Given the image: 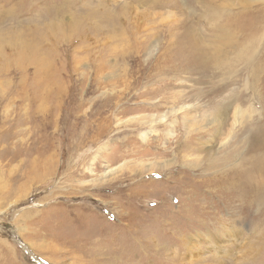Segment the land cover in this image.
<instances>
[{"label": "rangeland", "instance_id": "1", "mask_svg": "<svg viewBox=\"0 0 264 264\" xmlns=\"http://www.w3.org/2000/svg\"><path fill=\"white\" fill-rule=\"evenodd\" d=\"M227 39H264V0H0V264H264V220L229 217L192 164L264 159L246 120L210 119ZM232 72L215 82L252 96ZM262 75L246 106L260 147Z\"/></svg>", "mask_w": 264, "mask_h": 264}, {"label": "bare ground", "instance_id": "2", "mask_svg": "<svg viewBox=\"0 0 264 264\" xmlns=\"http://www.w3.org/2000/svg\"><path fill=\"white\" fill-rule=\"evenodd\" d=\"M213 16L217 17V14L213 13L212 18H214ZM211 21H212V19H211ZM220 24L221 23H219V25ZM219 25H217V26H219ZM231 28H229V29H231ZM223 30H224V28H223ZM231 34H233V33H231ZM263 40H260V39H227L228 44L225 42L224 45L217 47L215 49L216 51L223 49V50H225V53L215 54V55H212V57H210V60H212V61L209 63V64H211V65H209L210 66L209 67L210 68V76L209 77H210V79H212L211 85H214V86H211L212 90L216 89L217 87H221V88H217L214 91H207V94H206V95L211 96V99L208 102L210 104V106L209 105L208 106H209V110L210 111L212 110V111H211V113L209 111H207V113L209 112V114H210V117H211V118L209 117L210 119H213V121L219 122V121H228L229 119L232 118V116H235V117L238 116V119L242 118L241 120L244 119L247 121V124L249 125V127L246 128V131L248 129H249V131L252 130L251 133L253 134V131H254V132H256L255 135H257L259 132L257 130L258 129L257 127L254 128V125L252 124V122L254 124L258 125L257 122L253 121L254 120V114H256L258 112L250 113V109H251L250 107L253 104H255L254 102H256V101H254V100L257 99V97H258V93L260 91V85H259L260 77L264 71V54H263V50H261ZM218 44H216V45L218 46ZM195 48H196V45L193 48L195 53H196V56H194V58L200 60L201 63L205 64V61L207 60V58H205V57H207L209 55V52L207 51L208 52L207 53L204 50L205 48L204 49L201 48L202 50L201 49L200 50L195 49ZM224 55L234 56V58L230 59L229 62L226 63L224 61V59L222 58ZM237 64H239V65L241 64L244 72L246 71L248 74V76H247L248 79H247L245 86L247 89L250 86V88L252 90V96H250V95L249 96L247 95V97H244V95L240 96L239 94L237 95L236 93H234V90H231V91L229 90L232 86L237 87L238 84L235 83L237 81V79L235 81H232V82H227V80L229 78H226V79L224 78L221 82H215L217 80V78H219V77H221V78L226 77L227 74L232 75L235 71L230 73V70H232L234 68V66ZM237 73L238 72H236L235 74H237ZM240 83H241V80H240ZM228 91H230V93L227 96L226 93ZM243 99H244V102L246 101L245 106L243 105V102H242ZM257 103H258V101H257ZM247 104H248V106H250V104H251V106L246 107ZM257 107L260 109L259 106H257ZM236 119H235V122H236ZM231 123L234 124L233 122H231ZM240 123H241V121H240ZM231 127H232V125H231ZM242 127H245V126H243V124H242ZM219 129H221V128H219ZM217 131H219V130H217ZM214 133L216 134V132H214ZM224 133L225 132H222L220 134V136L224 135ZM255 135L252 137L250 134L251 138L249 137L248 139L251 140V144H252V142H254L255 144H258L259 150L261 149V151H262L264 146L260 147V144H259L260 139L258 136H255ZM254 137H256L258 140H255ZM256 147H258V146H256ZM235 148H237V146ZM192 149H193V147H192ZM230 150H231V148L227 149V152L224 155L217 157L216 155H214L215 153L213 150H212V153L210 154V152H211V149H210V150H208L207 154H205V156H204L203 164L200 163L198 159H195L194 161H192V164L196 165L195 168H193V169H197L200 167L202 170V171L199 170V172H201L199 175H195V176H198L196 179H198L199 181L202 180L204 182H207L210 185H213V188L210 189V191L205 190V192H207L206 194H210V196H212V199L214 201L221 199V198L225 199V207H228V209H229V211H228L229 215H230V216L228 215L229 217H235L239 214V212H242L243 214L245 212L246 215L249 217L251 212H253L252 221H256V220H262L263 221L264 220V159H263V157L260 156L258 158L256 164L253 165L251 168H247L246 171H240V172H238L239 170H236L234 172L235 174L230 175L229 172L226 173V172L221 171L222 170L221 168H224L223 166H225L228 162H231L233 157H234V156L231 157V155H230L231 151ZM181 175H183V174H181ZM253 175H255V176H253ZM256 176L258 177V181L254 182L255 185L252 188L248 187L246 181L251 182L252 179ZM195 181L197 182V180H195ZM199 188H197V189H199ZM202 188H204V187H202ZM224 192H226V193H224ZM223 193L225 195H221ZM204 200H206V197H203L202 201H204ZM205 207L206 206H204L203 203H201L199 205L200 210H205ZM258 210H260V213L257 212ZM228 212H227V214H228ZM214 213L216 214V211ZM241 227L242 226H235V227L232 226V228H235L236 230H238ZM227 228H228L227 226H224L221 229L225 230ZM255 228H258V227H255ZM212 238L215 239L214 237H212ZM221 252H222V250H221ZM224 260H225L224 256L218 257L215 254H213L212 257H210V258H205V259L202 258L199 261L196 260V263H194L193 260H189V261H191L193 264H224ZM200 261H201V263H200Z\"/></svg>", "mask_w": 264, "mask_h": 264}]
</instances>
